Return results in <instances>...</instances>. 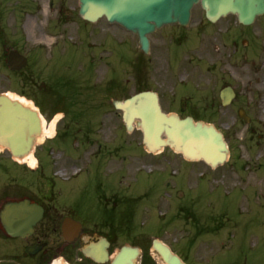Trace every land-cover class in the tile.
Instances as JSON below:
<instances>
[{
    "label": "rangeland",
    "instance_id": "rangeland-1",
    "mask_svg": "<svg viewBox=\"0 0 264 264\" xmlns=\"http://www.w3.org/2000/svg\"><path fill=\"white\" fill-rule=\"evenodd\" d=\"M53 1L0 0V90H10L42 105L46 114L60 94L64 96L60 99L76 100L78 112L83 110L79 119L94 118V125L99 131L95 136L87 137L78 135L86 133L85 130L75 129L60 139H56L57 136L55 139L46 138L42 146H51L52 149L49 155L44 151L46 168L43 172L53 180L48 178L46 182V177L31 172L32 181L37 184L46 182L48 187L49 182L67 180L75 171L74 163L85 165L104 157L105 163L111 164L109 168H119L118 164L126 168L122 184H128L126 195L133 197L132 191L136 192L139 183L134 179L136 174L155 168L161 172L159 182L164 180L165 184L171 180L168 187L171 190L163 187L162 182H156L148 197L138 205L140 207L133 209L132 220L127 224L131 233L122 236L117 244L133 241L139 245L142 249L140 261L151 254L159 263L150 249V242L156 237L185 256L189 264H203L205 260L204 264H264V196L256 197L249 191V188H254L258 192L259 186H262L258 180L264 179V86H255L254 79L256 68L264 60V16L256 18L253 32L250 26L239 27V50L232 53H224L219 46L220 51L215 53L206 44L215 32L206 30L205 35H210L206 38L196 31L202 25L199 5L193 8L191 20L185 28L170 26L153 34L151 38H158V35L162 38L164 33L175 29L177 34L183 31L188 35L186 42L183 40L181 45L171 46L172 50L186 54V58L182 56L180 62L174 64L180 68H174L173 72L185 69L187 83L175 86L181 77L178 79L171 73L172 69L164 63L165 59L159 63H138L137 43L131 47L127 42L117 41V37L109 39L111 30L118 33L116 25H109L104 19L92 23L81 19L77 13L78 0ZM224 21L222 25L229 23ZM216 40L213 39L214 44ZM244 40L248 41L247 45H244ZM157 42L159 40L154 44L157 50L167 44L165 40ZM9 48L18 49L27 57L38 55L37 74L45 80V84L64 86H45L42 90L38 86H28L23 81L27 68L15 72L13 84V72L8 69L4 55ZM213 62L215 67L210 66ZM243 62L252 63L251 73L246 78L239 74ZM140 71L143 75L153 71L154 79L161 83L162 86L146 87L159 93L164 111L202 117L223 131L230 148L229 159L224 165L212 170L202 162L184 160L167 147L157 155H147L140 144V132L124 131L120 111L112 106V100L123 99L135 92L138 86H132V82ZM139 77L146 80L144 76ZM125 81L128 86H123ZM68 82L77 85L65 86ZM109 83L113 86H108ZM120 83V86H115ZM225 85L233 87L235 97L229 105L222 106L218 94ZM46 90L52 96L46 94ZM239 108H243L249 116L248 123L238 116ZM56 115L57 118L59 115ZM47 118L50 120L52 116ZM88 121H81V125ZM49 125L48 121L47 129ZM60 128H63L62 122ZM74 134L77 137L73 138ZM103 147H106L104 154L100 149ZM72 148L80 153L88 150L82 157L72 158L73 152L70 155L65 153ZM92 151L95 153L91 156ZM183 166V177L170 176L171 173H183L179 169ZM177 179L181 183L183 181L184 189L178 188L180 183ZM74 181L68 183V190L60 186L63 190L61 194L89 198L92 181L88 180L75 190L72 186ZM152 194L160 196L157 201L159 209L152 202ZM184 204H187L186 209L182 206ZM180 205L182 209L177 211ZM184 215L189 218L184 219ZM161 216H164L163 219ZM211 216H218V223L214 230L208 231L206 226ZM196 219L197 228L194 227ZM209 226H212V221Z\"/></svg>",
    "mask_w": 264,
    "mask_h": 264
},
{
    "label": "flooded vegetation",
    "instance_id": "flooded-vegetation-1",
    "mask_svg": "<svg viewBox=\"0 0 264 264\" xmlns=\"http://www.w3.org/2000/svg\"><path fill=\"white\" fill-rule=\"evenodd\" d=\"M224 20L229 23L222 25ZM200 22L202 24L200 29L203 34L206 33V30L216 33L212 35L210 41L206 40V44H209L215 53L220 49L224 53H232L239 49V27L242 25L235 14L229 13L216 22H211L202 10ZM250 27L253 32V26ZM167 33H164L162 38L160 35L158 38H149V51L146 57L142 52L140 55L142 61L149 64H152L153 61L159 63L162 59L160 57L164 56L169 67L178 63L176 52L166 50L163 53L162 49L154 48L157 40L160 43L165 38H169L168 40L171 41L173 38L180 39L181 37L176 34L175 29H171ZM212 38L217 39L216 44L213 43ZM243 43L247 45L248 41L244 40ZM27 61L30 62V66L26 70L28 86H47L42 77H34L33 68L37 60L31 58ZM210 66L215 67L216 63L213 62ZM142 76L146 77V80L138 76L132 82V86H162L159 81L154 79L153 71ZM180 76L183 75L180 73L178 77ZM14 77L15 74H11L12 83L15 82ZM71 83L77 85L74 82ZM127 84L128 82H125L123 86H128ZM120 85L121 83L115 86ZM63 106L69 107L70 111L60 109L62 113L65 111L61 115L62 119L68 115V120L77 124L78 131L85 129L86 133L84 134H95L90 121L84 125L79 123V116L74 110L79 106L77 101H64V104L59 107ZM52 114L50 113V116ZM33 156L36 167L41 168L42 152L35 150ZM110 165L97 164L93 165L91 169L85 168L82 173L77 172V177L72 186L75 190L91 180L93 187L89 198L61 194L62 188L68 190V184L62 183L58 184L57 194H53L48 193L46 185L43 183L37 185L36 189L33 190L28 160L17 162L6 149H0V212L7 202L19 203V210L14 208L10 212V228L8 230L0 218V264H108V262L97 263L93 261L83 254L82 248L91 242H101V238L108 242L109 249L119 247L121 244H117L120 239L118 235L127 234L128 228L124 223H118L112 219V216L117 217V214H122L121 209L119 211L115 209L121 208L127 199V188L122 185L123 179L126 178V168L118 164L119 168L113 169L108 167ZM32 207L37 208L34 217L39 216L33 226H31ZM65 218L73 219L74 225L75 223L81 225L76 237L70 242L64 240L62 236L61 226Z\"/></svg>",
    "mask_w": 264,
    "mask_h": 264
},
{
    "label": "water",
    "instance_id": "water-1",
    "mask_svg": "<svg viewBox=\"0 0 264 264\" xmlns=\"http://www.w3.org/2000/svg\"><path fill=\"white\" fill-rule=\"evenodd\" d=\"M199 0H79V14L82 18L94 21L104 15L110 21H116L139 36L141 48H148L146 33L162 24L178 21L186 24L190 8ZM210 19H216L227 12H236L240 21L251 22L256 14L264 10V0H201ZM12 68L25 64L24 58L16 51L9 54ZM224 104L233 96L231 88L221 92ZM116 108L123 111V120L128 129L132 121L143 133V143L151 151L170 146L189 159H202L211 166L222 163L227 157V147L222 134L213 125L202 121H193L191 117L180 118L174 113L166 114L161 110L156 93L141 91L123 101H114ZM37 113L23 105L18 99L0 94V144L7 147L11 154L22 157L26 154L40 133ZM7 204L2 220L8 227L9 209ZM154 252L165 264H184L169 247L158 239L151 245ZM90 253L96 261L105 259L104 251ZM139 250L136 247L123 246L113 257L110 264H136Z\"/></svg>",
    "mask_w": 264,
    "mask_h": 264
},
{
    "label": "bare ground",
    "instance_id": "bare-ground-1",
    "mask_svg": "<svg viewBox=\"0 0 264 264\" xmlns=\"http://www.w3.org/2000/svg\"><path fill=\"white\" fill-rule=\"evenodd\" d=\"M251 70H252V63L243 62L239 67V74L240 76L246 78L251 73ZM254 79L256 83L255 86H264V60L263 63L256 68ZM9 94L16 95L11 92H9ZM262 100L264 101V95L262 96ZM41 122H42V131L40 135L37 136V142H41L45 137H49L51 135L52 127L55 123V120H53L50 123V127L48 129L44 126V119H42ZM29 158L30 161H32V157L30 156Z\"/></svg>",
    "mask_w": 264,
    "mask_h": 264
}]
</instances>
